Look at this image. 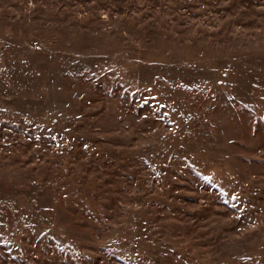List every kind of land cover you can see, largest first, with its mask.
<instances>
[{
    "label": "rangeland",
    "instance_id": "374dc122",
    "mask_svg": "<svg viewBox=\"0 0 264 264\" xmlns=\"http://www.w3.org/2000/svg\"><path fill=\"white\" fill-rule=\"evenodd\" d=\"M0 264H264V0H0Z\"/></svg>",
    "mask_w": 264,
    "mask_h": 264
}]
</instances>
